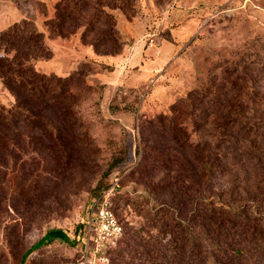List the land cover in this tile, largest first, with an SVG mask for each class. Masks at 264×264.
Returning a JSON list of instances; mask_svg holds the SVG:
<instances>
[{
    "label": "rangeland",
    "instance_id": "1",
    "mask_svg": "<svg viewBox=\"0 0 264 264\" xmlns=\"http://www.w3.org/2000/svg\"><path fill=\"white\" fill-rule=\"evenodd\" d=\"M60 1L0 0V31L21 18L45 31L52 54L37 69L83 76L59 121L71 126L78 144L65 138L67 154L58 158L48 150L27 156L28 167L42 165V175L27 188L29 208L19 195L17 210H0V264L82 261L93 200L116 178L120 187L112 208L124 235L111 251V264L121 263L116 254L144 227L169 246L170 231L149 226L150 209L171 203L163 187L174 181L176 167H188L178 166L187 149L222 148L219 112L210 113L229 102L241 120L264 113V0H85L94 8L81 14L99 19L94 33L83 38L81 27L51 38L47 19ZM110 13L118 41L110 38L95 49L90 42L107 31ZM10 101L0 86V103ZM250 107L255 110L249 113ZM146 156V167L138 168ZM189 174L186 184L196 178ZM127 252L124 259L130 261Z\"/></svg>",
    "mask_w": 264,
    "mask_h": 264
},
{
    "label": "trees",
    "instance_id": "2",
    "mask_svg": "<svg viewBox=\"0 0 264 264\" xmlns=\"http://www.w3.org/2000/svg\"><path fill=\"white\" fill-rule=\"evenodd\" d=\"M84 1L58 2L55 15L47 19L49 37H64L65 31L81 27L83 38L94 33L99 19L81 14L94 8ZM108 17L107 31L90 42L95 49L109 44L110 38L118 41L115 18L112 13ZM81 18L83 24L78 22ZM45 38V31L26 18L0 31V80L13 100L0 103V210H17L15 200L19 195L26 199V207L31 206L26 191L41 178L43 168L40 163L35 169L27 166L30 153L43 155L48 150L58 158L67 154L65 138L78 144V137L67 129L71 126L65 128L59 121L70 109L68 96L75 81L83 76L79 71L58 75L37 69V63L52 54ZM251 109L255 110L250 107L249 113ZM213 112H219L222 148L218 152L204 149L203 153L197 148L187 149L184 164L178 166L188 167H176L174 181L163 187L171 194V203L150 209L153 215L149 226L169 230V246L160 245L157 237L141 228L116 254L120 264H264V113L255 119L246 115L241 120L232 102L216 106L209 116ZM31 159L36 164V158ZM141 160L138 168L146 167L147 156ZM178 160L179 154L176 166ZM17 171L20 175L15 184ZM189 172L196 178L186 184ZM12 189L14 196L10 194ZM57 232L66 237L62 231ZM126 251L132 255L130 261L124 259Z\"/></svg>",
    "mask_w": 264,
    "mask_h": 264
},
{
    "label": "built area",
    "instance_id": "3",
    "mask_svg": "<svg viewBox=\"0 0 264 264\" xmlns=\"http://www.w3.org/2000/svg\"><path fill=\"white\" fill-rule=\"evenodd\" d=\"M120 187L119 178L93 200L86 227L82 261L73 264H111V251L124 235V227L112 208V198Z\"/></svg>",
    "mask_w": 264,
    "mask_h": 264
},
{
    "label": "crops",
    "instance_id": "4",
    "mask_svg": "<svg viewBox=\"0 0 264 264\" xmlns=\"http://www.w3.org/2000/svg\"><path fill=\"white\" fill-rule=\"evenodd\" d=\"M21 19H22V18H21ZM21 19H20V20H21ZM16 21H19V20H15L14 22H16ZM41 30H42V29H41ZM42 31H44V30H42ZM0 86H1L2 89H4L1 80H0Z\"/></svg>",
    "mask_w": 264,
    "mask_h": 264
}]
</instances>
